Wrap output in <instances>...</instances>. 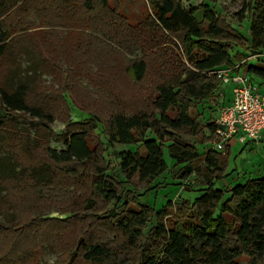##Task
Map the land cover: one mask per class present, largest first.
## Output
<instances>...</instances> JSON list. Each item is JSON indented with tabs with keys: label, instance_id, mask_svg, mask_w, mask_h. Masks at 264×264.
Returning a JSON list of instances; mask_svg holds the SVG:
<instances>
[{
	"label": "rangeland",
	"instance_id": "1",
	"mask_svg": "<svg viewBox=\"0 0 264 264\" xmlns=\"http://www.w3.org/2000/svg\"><path fill=\"white\" fill-rule=\"evenodd\" d=\"M180 2L185 8L205 3L219 23L242 36L230 42L228 66L238 65L247 73L239 65L264 63V55L236 45L240 41L249 45L254 0ZM244 5L248 9L241 15ZM194 15L202 21L201 10ZM151 17L147 0H109L105 5L99 0H21L0 18L10 33L8 53L0 59V86L13 88L24 81L28 103L52 117L47 122L29 113L2 112L0 158L18 164L14 177L0 179V264H137L143 245L151 241L154 212L149 210L141 236L132 245L117 228L112 211L120 215L128 208L139 209V203L159 210L168 200L192 202L206 187L203 174L182 179V165L168 157V143L163 145L167 168L162 174L149 182L137 175L126 178L118 154L141 144L110 146L107 142L111 117L139 110L155 113L152 103L157 85L179 73L184 76L189 67L179 37L159 30ZM138 60L146 62L140 80L128 70ZM207 75L215 79L214 95L193 102L191 109L202 132L191 135L186 129L177 134L200 154L212 148L207 124L229 100L233 87L212 73ZM77 129L88 130L95 159L52 162L46 147L65 149V140ZM150 137L155 135L148 131L146 138ZM240 152L237 147L230 150L223 175L227 174L215 182L223 199L232 185L241 182L243 172L251 170L248 160L253 154ZM95 163L106 169V179L119 200L106 199L94 190ZM36 165H42V170L30 173ZM234 172L240 173L239 180L231 176ZM163 220L172 223L171 215ZM80 240L106 245L116 256L103 262L85 260ZM239 261L249 263L246 256Z\"/></svg>",
	"mask_w": 264,
	"mask_h": 264
},
{
	"label": "trees",
	"instance_id": "2",
	"mask_svg": "<svg viewBox=\"0 0 264 264\" xmlns=\"http://www.w3.org/2000/svg\"><path fill=\"white\" fill-rule=\"evenodd\" d=\"M20 1L0 0V18ZM99 1L105 5L109 0ZM147 2L151 22L159 30L179 37L189 67L184 76L179 73L172 80L157 85V95L152 103L155 113L139 110L111 117L107 142L110 146L115 143L141 144L133 151L122 150L118 154L119 168L126 178L137 175L140 181L149 182L162 174L167 168L163 145L168 143V157L182 165V179L193 173L203 174L207 185L192 202L168 200L159 210L139 203V209L128 208L120 215L112 211L110 216L115 217L117 228L134 245L148 220L149 210L154 212L156 223L149 231L151 241L143 245L137 264H241L239 259L242 256L249 259L248 264H264V176L232 185L229 196L223 199V191L215 186V182L226 175L223 174L227 153L211 148L200 154L177 135L186 129L191 135L202 132V127L191 114L193 102L214 95L216 82L207 72L231 63L230 42L242 36L219 23L205 3L185 8L180 0ZM246 9L248 6L244 5L240 14L243 15ZM196 10H201L202 21L195 17ZM251 11L249 45L241 41L236 45L246 52L264 55V0H254ZM9 37V29L0 19V59L8 53ZM239 68H244L248 74L264 76V63H246ZM128 70L140 80L145 74L146 62L134 61ZM27 91V84L22 80L13 88L0 86V128L5 125L2 112L8 115L24 112L52 121L51 115L40 106L28 103ZM206 128L211 132L212 123ZM148 131L153 132L155 138H146ZM87 136V129L73 130L65 140V149L46 147L48 158L54 163L95 159V150L90 148ZM16 164L18 161L0 158V179L14 177ZM42 168V165L33 166L30 173L35 174ZM21 170L26 171L25 168ZM105 172L104 167L95 163L93 188L106 199L119 200ZM170 215L172 223L167 225L163 219ZM79 244L85 260L103 262L116 256L112 248L103 244L82 240Z\"/></svg>",
	"mask_w": 264,
	"mask_h": 264
},
{
	"label": "built area",
	"instance_id": "3",
	"mask_svg": "<svg viewBox=\"0 0 264 264\" xmlns=\"http://www.w3.org/2000/svg\"><path fill=\"white\" fill-rule=\"evenodd\" d=\"M237 67L224 66L208 71L223 82L233 84L231 100L218 107L211 121L212 148L221 152L226 150L231 139L259 141L264 134V76L253 81Z\"/></svg>",
	"mask_w": 264,
	"mask_h": 264
},
{
	"label": "crops",
	"instance_id": "4",
	"mask_svg": "<svg viewBox=\"0 0 264 264\" xmlns=\"http://www.w3.org/2000/svg\"><path fill=\"white\" fill-rule=\"evenodd\" d=\"M243 72V71H241ZM252 77L251 79L253 81H259L261 79L260 76H256L254 74H251ZM232 97V90H231V95L230 98L227 102H229L231 100ZM234 147L240 148V153L245 152L246 154L248 152H251L253 154V156H250L248 163L251 165V170L247 171V172H243L244 173V177L243 179H240V173L238 172H234L231 174L232 177H237V179L241 180V182L239 183H243L244 181H246L249 178H255V177H261L264 176V153H262V150L264 149V134L262 136V139L260 141H253V140H249V139H245L243 141H240L236 138L231 139V141L229 142L226 150L224 151L225 153H230V150L233 149ZM222 152V153H224ZM261 155V156H258ZM263 159V160H261ZM226 170V169H225ZM227 171V170H226ZM227 174V173H226ZM246 175V176H245Z\"/></svg>",
	"mask_w": 264,
	"mask_h": 264
}]
</instances>
